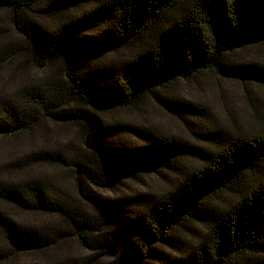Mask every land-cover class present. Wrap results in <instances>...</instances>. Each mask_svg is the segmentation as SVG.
Listing matches in <instances>:
<instances>
[{
  "label": "trees",
  "instance_id": "trees-1",
  "mask_svg": "<svg viewBox=\"0 0 264 264\" xmlns=\"http://www.w3.org/2000/svg\"><path fill=\"white\" fill-rule=\"evenodd\" d=\"M2 10L25 44L0 64L26 54L59 71L0 93V137L79 127L80 147L36 150L18 167L72 169L92 212L59 182L0 177V264L71 239L88 255L52 264H264V112L223 118L177 93L205 73L264 87V60L248 53L264 46V0H0ZM149 103L187 137L122 119ZM145 173L162 192L124 189ZM6 205L63 227L26 226Z\"/></svg>",
  "mask_w": 264,
  "mask_h": 264
},
{
  "label": "rangeland",
  "instance_id": "rangeland-1",
  "mask_svg": "<svg viewBox=\"0 0 264 264\" xmlns=\"http://www.w3.org/2000/svg\"><path fill=\"white\" fill-rule=\"evenodd\" d=\"M22 37L12 25L10 13L6 10L0 11V54L3 55V51L7 50L9 46L19 44L23 46L25 42ZM248 53L254 59L264 60V46L251 48ZM56 71L59 70L57 68L48 70L36 66L28 55L23 54L17 59L11 60L10 63L0 64V93H14L28 83L38 81L44 75ZM177 88V93L181 97L193 103L197 102L214 116L224 118L231 113L237 119L249 118L251 120L252 115L256 112H264V87L255 84L244 85L234 80L205 73L197 81L181 83ZM121 117L122 119L130 117L129 121L141 120V122L153 125L165 133L187 137V133L179 121L163 112L154 103L147 104L139 113L137 111L128 112L125 115L122 114ZM82 137V133L76 125L56 123H49L44 134L22 135L17 138L0 137V177L18 181L32 176H41L56 183L59 182L65 194L83 210L92 212L91 203L83 199L77 189L72 169L42 165L18 167V161L23 160L25 156L36 150L65 151L68 148L80 147L83 144ZM125 183L124 189L128 192L157 193L162 192L165 187L162 178L152 173L139 175ZM95 190L110 198L115 197V191H117ZM5 208L16 220L26 226L63 227L61 221L56 217L22 212L10 205H6ZM83 254L88 255L80 247L78 241L71 239L60 248L50 250L46 254L20 256L7 264H52L61 258H73Z\"/></svg>",
  "mask_w": 264,
  "mask_h": 264
}]
</instances>
